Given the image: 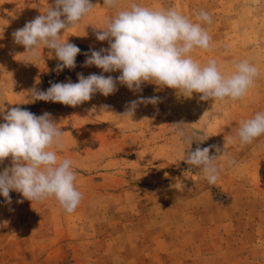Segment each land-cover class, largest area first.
Segmentation results:
<instances>
[{
	"label": "rangeland",
	"instance_id": "374dc122",
	"mask_svg": "<svg viewBox=\"0 0 264 264\" xmlns=\"http://www.w3.org/2000/svg\"><path fill=\"white\" fill-rule=\"evenodd\" d=\"M131 2L175 7L193 21L208 12L212 22L203 26L212 47L193 57L201 64L214 58L224 72L248 60L259 69L255 86L236 102L204 101L199 93L189 98L152 83L139 92L117 84L114 94L96 93L75 107L29 102L33 88L102 73L85 66L84 53L109 47L95 33L115 10L91 0L93 11L63 34L81 49L76 67L58 71L61 62L48 49L26 63L25 48L12 35L54 0H0V123L14 107L51 113L65 132L60 155L72 160L83 193L72 214L54 198L31 202L11 191L8 203L0 196V264H264V135L243 146L226 143L241 120L264 111V0H121V7ZM140 97L159 102L139 104L134 121L119 116ZM181 122L208 138L201 148H220L210 151L221 170L215 185L193 182L194 169L181 161L182 141L171 131ZM6 167L11 158L0 171Z\"/></svg>",
	"mask_w": 264,
	"mask_h": 264
},
{
	"label": "clouds",
	"instance_id": "9594fccd",
	"mask_svg": "<svg viewBox=\"0 0 264 264\" xmlns=\"http://www.w3.org/2000/svg\"><path fill=\"white\" fill-rule=\"evenodd\" d=\"M104 6L115 10L105 19L104 27L95 33L98 41H107L108 48L90 49L84 53L85 66H95L101 74L85 77L78 73V82L51 83L47 90L33 88L29 102L45 101L78 106L100 93L107 97L114 94L117 84L134 92L142 91V84L152 83L176 90L185 97L199 93L200 99L218 102H236L247 96L255 86L259 69L248 60L236 62L233 70L224 72L217 61L209 59L201 64L193 57L196 50L211 49V36L204 24H211L208 12L196 13L190 20L175 7L152 8L136 2L121 7V0H103ZM91 0H54L46 12L17 29L14 42L25 48V62L34 64L41 58V49H48L61 63L57 70L74 69L81 49L63 34L75 28L94 9ZM50 55V56H51ZM119 71L118 77L103 73ZM158 97L130 101L119 116L134 121L139 104H157ZM104 110L108 106L103 107ZM0 123V164L11 158V167L0 171V196L11 203L9 193L18 192L31 202H43L54 198L66 214L76 211L83 193L76 186L77 175L72 160L62 157L64 133L53 120L51 113L42 115L14 107L3 115ZM171 131L182 141V160L193 171V182L205 179L215 185L220 177L216 161L218 155H210L212 148H201L199 142L208 138L190 130L183 122L172 124ZM264 135V111L241 120L235 135L226 143L238 141L241 146L252 143ZM197 147L191 150L192 143ZM187 150V151H186ZM231 165L234 161L229 160ZM19 202H23L22 200Z\"/></svg>",
	"mask_w": 264,
	"mask_h": 264
}]
</instances>
